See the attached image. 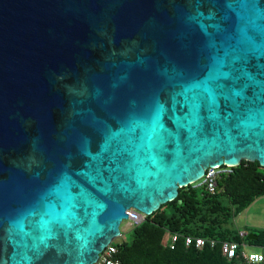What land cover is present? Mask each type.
Returning <instances> with one entry per match:
<instances>
[{"label":"water","instance_id":"95a60500","mask_svg":"<svg viewBox=\"0 0 264 264\" xmlns=\"http://www.w3.org/2000/svg\"><path fill=\"white\" fill-rule=\"evenodd\" d=\"M241 161L264 0H0V264H94L128 210Z\"/></svg>","mask_w":264,"mask_h":264},{"label":"trees","instance_id":"16d2710c","mask_svg":"<svg viewBox=\"0 0 264 264\" xmlns=\"http://www.w3.org/2000/svg\"><path fill=\"white\" fill-rule=\"evenodd\" d=\"M261 197H264V167L257 162L241 161L232 174L218 180L214 194L192 185L178 189L173 201L161 205L131 228L130 241L114 244L117 258L123 264H244L240 250L228 261L221 253L220 243L232 241L264 250V231L240 235L232 228V220ZM171 233L213 239L218 244L213 248L205 244L197 249L185 247L181 238L171 250L168 246Z\"/></svg>","mask_w":264,"mask_h":264},{"label":"built area","instance_id":"2783aa9c","mask_svg":"<svg viewBox=\"0 0 264 264\" xmlns=\"http://www.w3.org/2000/svg\"><path fill=\"white\" fill-rule=\"evenodd\" d=\"M233 166L221 165L206 169L204 176L192 184L193 188L203 189L209 194H214L217 188V182L223 176H228L233 173ZM128 222L132 227L138 226L143 222V218L139 212L134 209L127 211ZM121 236V235H120ZM183 239L185 247L194 246L195 248H200L205 244L213 248L218 243L213 239H204L202 237L193 236H183L179 234L171 233L168 235V246L169 249H174L176 243ZM221 253L228 260H233L238 251L240 250V256L244 264H260L264 260V255L261 252H251L246 250V245H239L236 242L224 241L220 243ZM118 250L116 246L111 242L99 255V258L94 264H123L117 258Z\"/></svg>","mask_w":264,"mask_h":264},{"label":"rangeland","instance_id":"374dc122","mask_svg":"<svg viewBox=\"0 0 264 264\" xmlns=\"http://www.w3.org/2000/svg\"><path fill=\"white\" fill-rule=\"evenodd\" d=\"M132 226L125 220L121 223V236L113 240V244H119L124 241L131 240ZM232 228L239 232L240 235H247L257 231H264V197L256 199L247 209L239 213L235 219L232 220ZM246 250L251 252H261V250L254 246L246 245Z\"/></svg>","mask_w":264,"mask_h":264}]
</instances>
